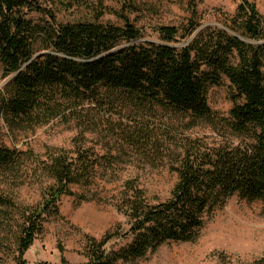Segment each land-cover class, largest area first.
Masks as SVG:
<instances>
[{
	"label": "trees",
	"instance_id": "trees-1",
	"mask_svg": "<svg viewBox=\"0 0 264 264\" xmlns=\"http://www.w3.org/2000/svg\"><path fill=\"white\" fill-rule=\"evenodd\" d=\"M77 2L0 0V65L5 77L16 73L0 89L5 127L28 131L63 118L84 130L110 127L146 157L164 151L162 159L171 158L166 141L178 149L169 166L178 176L170 197L151 202L143 188L126 181L113 204L129 228L118 226L101 239L87 235V264L131 262L166 242H195L212 213L234 195L264 202V15L255 2L240 0L234 14H222L191 41L202 25L197 6L181 26H155L151 41L131 18L133 1L112 7L86 0L87 14L58 17L76 12ZM107 13L120 22L104 21ZM224 85L232 102L228 116L208 99L211 87ZM176 118L190 127L211 126L216 136L159 133ZM101 160L79 143L50 148L45 159L32 148L0 143V210L18 215L14 247H4L17 264H30L25 254L49 219L61 216V198L74 195L73 186H89ZM28 161L51 180L31 205L19 203L12 186ZM120 238L128 240L110 246Z\"/></svg>",
	"mask_w": 264,
	"mask_h": 264
},
{
	"label": "rangeland",
	"instance_id": "rangeland-1",
	"mask_svg": "<svg viewBox=\"0 0 264 264\" xmlns=\"http://www.w3.org/2000/svg\"><path fill=\"white\" fill-rule=\"evenodd\" d=\"M76 12H59L58 17L78 18L87 14L85 1L79 0ZM120 0H104L108 6L119 7ZM137 7L130 14L137 25L146 32V39L155 41L154 27L160 24L181 26L187 22L191 8L197 6V14L202 25L218 24L222 14H234L240 0H127ZM255 2L264 15V0ZM191 3V4H190ZM197 4V5H196ZM34 18L41 15L33 14ZM104 21L117 22L118 17L107 13ZM120 22V21H118ZM201 25V26H202ZM190 39V38H189ZM0 65V89L7 84ZM210 107L223 116H228L232 107L228 87H211L208 92ZM116 119V118H115ZM159 133L198 137L216 136L211 126L204 123L190 127L188 122L177 118L159 126ZM104 125L98 128L82 129L76 120L66 121L55 118L28 131H10L0 119V143L12 148L34 152L45 159L50 148L73 149L81 144L83 149H91L101 158L92 183L87 186H73L74 195H65L60 201V217L50 218L44 231L25 254L30 264L49 262L63 264L65 257L70 264H87L84 256L86 236L101 239L118 226L123 232L129 228L128 220L113 204L114 196L124 188L126 181H134L143 188L151 202L165 201L171 195L178 176L170 170L175 162L178 149L166 141L164 148H170L171 158L162 159L164 151L151 157L139 152L133 145L123 141L120 133ZM221 140L219 138L210 139ZM155 158V159H154ZM38 165L26 162L21 175L12 183L13 193L19 203L37 204L42 199V190L51 180L37 169ZM14 211L0 210V264H17L12 251L5 245L14 247L17 232ZM128 239H116L110 246L119 248ZM109 246V247H110ZM264 262V202L248 201L237 195L230 197L226 204L212 213L201 235L195 242H166L144 257L120 264H255Z\"/></svg>",
	"mask_w": 264,
	"mask_h": 264
},
{
	"label": "water",
	"instance_id": "water-1",
	"mask_svg": "<svg viewBox=\"0 0 264 264\" xmlns=\"http://www.w3.org/2000/svg\"><path fill=\"white\" fill-rule=\"evenodd\" d=\"M206 26H207V25H202V26H200V27L194 32V34L191 36V38H190L189 41H191V40L194 39L197 35H199L200 32H201ZM122 47H124V46H120V47L116 48V49L113 50V51L119 50V49H121ZM15 75H16V73H14V74H12V75H10V76L8 77L7 84H8L9 82H11V81L14 79Z\"/></svg>",
	"mask_w": 264,
	"mask_h": 264
}]
</instances>
